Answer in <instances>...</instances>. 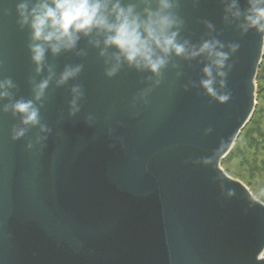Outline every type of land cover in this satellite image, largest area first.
Instances as JSON below:
<instances>
[{
  "label": "water",
  "instance_id": "water-1",
  "mask_svg": "<svg viewBox=\"0 0 264 264\" xmlns=\"http://www.w3.org/2000/svg\"><path fill=\"white\" fill-rule=\"evenodd\" d=\"M37 2L0 0V81L14 85L0 99V264H264V199L222 165L260 104L264 34L243 31V15L226 21L225 0H176L178 42L214 39L228 53L224 88L213 67L217 93L229 95L222 103L201 85L206 55L173 53L159 77L122 60L109 77L119 50L101 56L96 31L72 50L48 49L38 73L18 12ZM121 3L144 12L142 0ZM74 87L83 95L73 115ZM20 100L33 101L48 133L28 126L13 139L22 116L4 107Z\"/></svg>",
  "mask_w": 264,
  "mask_h": 264
},
{
  "label": "clouds",
  "instance_id": "clouds-1",
  "mask_svg": "<svg viewBox=\"0 0 264 264\" xmlns=\"http://www.w3.org/2000/svg\"><path fill=\"white\" fill-rule=\"evenodd\" d=\"M142 2L145 4L143 14L136 11L134 4L123 6L121 0H38L30 11L28 3L19 4L21 26L30 24L32 30L33 43L30 48L32 59L37 64V72L42 70L48 49H51L53 54H59L62 50H72L76 47L80 34L89 36L96 31L98 34H104L105 37L101 56H106V50L110 47L119 50V53L112 57L115 63L106 73L109 77L119 71L122 60L138 70H150L159 77L161 70L168 64V57L173 53L187 59L206 55L210 63L204 68L207 79L202 80L201 85L209 95L222 103L226 102L229 95L217 93L213 76V67H215L216 75L221 77V88H224V78L227 73L223 69L229 58L228 53L222 51L224 45L214 39L204 41L199 47L190 46L188 41L179 43L177 40L179 32L173 29L182 27L183 22L172 12L176 0H158L156 11L151 10L150 0H142ZM248 2L249 9L242 14L238 0H231L230 3L225 0L227 5L225 20L227 21L229 16L239 19L243 15L245 23L240 26L243 31L247 32L250 28H255L264 34V0H248ZM208 27L213 28L211 24H208ZM94 44L99 47L100 41L96 40ZM229 47L235 52L239 46ZM49 71V78L41 81L34 89L36 101L43 98L52 78L51 69ZM80 71V66L67 67L58 84L63 85L69 79L76 77ZM12 87L14 85L11 80L0 81V99L9 97L8 89ZM72 93L71 114L74 115L79 111L78 101L83 93L79 87H74ZM9 108L14 113L21 114V123L24 125L13 129V139L24 137L28 126H39L42 133L50 131L40 123L39 109L35 107L33 101H17L5 106L4 111H8ZM28 147L31 148L32 145L29 144Z\"/></svg>",
  "mask_w": 264,
  "mask_h": 264
},
{
  "label": "rangeland",
  "instance_id": "rangeland-1",
  "mask_svg": "<svg viewBox=\"0 0 264 264\" xmlns=\"http://www.w3.org/2000/svg\"><path fill=\"white\" fill-rule=\"evenodd\" d=\"M253 131L250 136L247 132ZM264 77L262 84V91L260 97L259 107L255 108V111L243 129V134L239 135L236 141L239 139L238 151L235 157L239 160V168L244 169L248 179V185L259 190V199H264ZM263 135H262V134ZM248 137V138H247ZM243 139V141L241 140ZM252 143L253 148L249 151L253 153H247L249 159L244 158L246 155L248 141ZM253 142H252V141ZM236 143V142H235ZM235 145V144H234ZM234 147V146H233ZM233 149V148H232ZM237 161V160H236ZM228 173V172H227ZM229 174V173H228Z\"/></svg>",
  "mask_w": 264,
  "mask_h": 264
},
{
  "label": "trees",
  "instance_id": "trees-1",
  "mask_svg": "<svg viewBox=\"0 0 264 264\" xmlns=\"http://www.w3.org/2000/svg\"><path fill=\"white\" fill-rule=\"evenodd\" d=\"M263 75V71L262 70H260V75H259V79H260V76H262ZM263 77H264V75H263ZM264 132V131H263ZM244 132H243V130H242V132L240 133L241 135L243 134ZM248 133V135L250 136V134H252L253 133V131L251 130V131H249V132H247ZM262 134V133H261ZM263 135V134H262ZM248 138V137H247ZM240 140V139H239ZM239 140L238 141H236V143H235V145H234V147H233V149L230 151V153L226 156V158L224 159V161H223V163H222V165H223V167L225 168V171L226 172H228L230 175H232L233 177H237V178H240V179H242L243 177H247L246 176V174H245V171H244V169H240L239 168V160L235 157V155H236V152L238 151V144H240L239 143ZM242 141H243V139H241ZM252 141V140H251ZM253 142V141H252ZM246 147H247V151H246V155L244 156V158H246V159H249V157H248V155H247V153H250L251 154V156L253 155V153H251L249 150L251 149V148H253V146H252V143L250 142V140L248 141V143L246 144ZM237 150V151H236ZM237 160V161H236Z\"/></svg>",
  "mask_w": 264,
  "mask_h": 264
}]
</instances>
